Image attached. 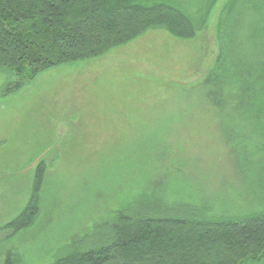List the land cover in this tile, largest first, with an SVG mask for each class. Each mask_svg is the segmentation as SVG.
<instances>
[{
    "label": "rangeland",
    "instance_id": "obj_1",
    "mask_svg": "<svg viewBox=\"0 0 264 264\" xmlns=\"http://www.w3.org/2000/svg\"><path fill=\"white\" fill-rule=\"evenodd\" d=\"M150 2L176 7L185 27L153 26L13 92L0 70V227L44 172L38 215L0 241V264L94 249L135 208L189 204L213 220L264 211V0Z\"/></svg>",
    "mask_w": 264,
    "mask_h": 264
},
{
    "label": "trees",
    "instance_id": "obj_2",
    "mask_svg": "<svg viewBox=\"0 0 264 264\" xmlns=\"http://www.w3.org/2000/svg\"><path fill=\"white\" fill-rule=\"evenodd\" d=\"M174 8L150 0H0V70L17 79L12 90L8 85L16 91L46 70L100 58L153 26L174 21L184 28L186 18ZM43 174L39 165L27 205L0 227L1 242L36 219ZM101 235L94 249L71 248L53 264L257 263L264 258V211L213 220L189 204L140 207L116 217Z\"/></svg>",
    "mask_w": 264,
    "mask_h": 264
}]
</instances>
